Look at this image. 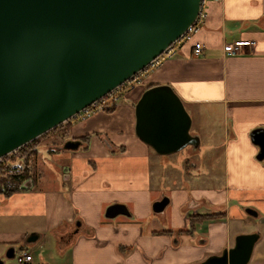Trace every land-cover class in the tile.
Here are the masks:
<instances>
[{"label":"crops","instance_id":"0c3cea01","mask_svg":"<svg viewBox=\"0 0 264 264\" xmlns=\"http://www.w3.org/2000/svg\"><path fill=\"white\" fill-rule=\"evenodd\" d=\"M239 39L254 43L227 54ZM195 42L205 56L193 54ZM157 84L184 102L198 148L160 155L136 134L135 104ZM68 124L59 144L40 143L49 158L42 166L36 158L35 183L0 193V253L27 251V264H195L258 230L232 235L229 222L255 217L247 208L264 218V159L251 138L264 129V0L212 3L193 40L127 87L112 110ZM66 140L81 145L64 149ZM163 196L170 201L156 213ZM116 203L129 215L106 217ZM195 216L204 219L193 224Z\"/></svg>","mask_w":264,"mask_h":264},{"label":"water","instance_id":"95a60500","mask_svg":"<svg viewBox=\"0 0 264 264\" xmlns=\"http://www.w3.org/2000/svg\"><path fill=\"white\" fill-rule=\"evenodd\" d=\"M201 0H0V159L66 123L161 55L195 21ZM135 131L160 155L198 148L192 118L168 84L148 87L135 104ZM264 159V129L251 132ZM80 140H66L76 150ZM31 179L23 186H32ZM170 199L153 203L164 211ZM247 213H258L247 208ZM127 214L122 204L105 215ZM32 233L27 241H36ZM260 231L199 264H248ZM15 257L8 248L4 258Z\"/></svg>","mask_w":264,"mask_h":264},{"label":"built area","instance_id":"2783aa9c","mask_svg":"<svg viewBox=\"0 0 264 264\" xmlns=\"http://www.w3.org/2000/svg\"><path fill=\"white\" fill-rule=\"evenodd\" d=\"M223 0H201L200 10L198 16L195 21L188 27V29L170 45L161 55L152 60L149 65L144 68L142 71L133 75L130 79H128L121 86L116 87L110 93L105 95L104 97L98 99L94 103L90 104L83 110H81L78 114H76L73 118L70 119H87L93 116L95 113L99 111H104L108 108H112L122 97V93L129 86H133L136 84H141L144 81V78L148 75V72L155 70L169 57L173 56L176 50L181 47L183 44L191 42L194 36L199 33L203 26L206 23V20L209 15V6L212 3H220ZM254 42L251 40H234L225 45L224 51L227 54H238L243 51V48L246 46H252ZM207 46L202 42H195L193 46V54L195 56H205L206 55ZM3 158L0 159V164L3 165ZM27 170L30 174L34 170L33 164H28ZM32 175V174H31ZM17 261L22 264H27L32 261V254L27 251H20L15 255Z\"/></svg>","mask_w":264,"mask_h":264},{"label":"rangeland","instance_id":"374dc122","mask_svg":"<svg viewBox=\"0 0 264 264\" xmlns=\"http://www.w3.org/2000/svg\"><path fill=\"white\" fill-rule=\"evenodd\" d=\"M231 41H233V40H231ZM79 120H84V119H79ZM67 122H70V120ZM61 137H63V132L61 130H56V131L51 130L50 132L44 134L42 137L39 138L38 146H40V143H41V145L44 144L43 146H45V144H51V142H54V144H59V142L61 141ZM43 146H40L38 148L39 154L37 152L35 155L30 157V159H31L30 161H28L27 163H21L22 168H26V169H27L26 166L28 164L31 163L34 165V170L31 173L32 176H34V174H37V166L35 165L36 164V158H38V161H39L41 166L45 163V160H48V158H49L47 149ZM18 150L16 153L10 155V158L6 161L10 162V160H12V161L20 164V158L16 157L17 155L20 156V153H21ZM185 150L186 149L184 148V149L178 151L177 153L180 156L182 154V152H185ZM194 169L198 170V167L195 166ZM263 221H264L263 217L258 218V217H251L250 216L244 220L234 219L231 222H229L232 235L237 230L250 231V230H253L254 228L258 229L256 231L261 232V238L256 243L252 258L248 264H264V223H263ZM7 250H8V248H6L3 252H1L0 257H3L5 255V253L7 252ZM4 259H5V264H22V263H19L17 261L16 257L4 258Z\"/></svg>","mask_w":264,"mask_h":264},{"label":"trees","instance_id":"16d2710c","mask_svg":"<svg viewBox=\"0 0 264 264\" xmlns=\"http://www.w3.org/2000/svg\"><path fill=\"white\" fill-rule=\"evenodd\" d=\"M113 108L114 107L108 108L106 109V111H110ZM68 123L69 122L59 125L58 127L54 128L53 131L61 130L63 132V137L68 136ZM40 137L22 146L18 150L21 153L20 156L17 155L16 157L20 158V164L12 160H10V162L6 161L10 158V155L16 153L17 151L3 157L4 163L3 165L0 164V193L5 195V197H9L17 191L26 189L23 184L29 179H31L32 182L35 183L37 174H34V176H32L26 168H22L21 163H27L31 160L30 157L38 152V142ZM209 218H213V216H210ZM202 219H204V217L202 216H195L194 218L192 217V223L196 224Z\"/></svg>","mask_w":264,"mask_h":264},{"label":"flooded vegetation","instance_id":"af4514ba","mask_svg":"<svg viewBox=\"0 0 264 264\" xmlns=\"http://www.w3.org/2000/svg\"><path fill=\"white\" fill-rule=\"evenodd\" d=\"M233 245H234V244H233ZM233 245H232V246H233ZM230 247H231V246H230ZM209 256H210V255H209ZM207 257H208V256H207ZM207 257H206V258H207ZM206 258H204L203 260H205ZM203 260H201V261H199V262H197V263H195V264H199V263L202 262Z\"/></svg>","mask_w":264,"mask_h":264}]
</instances>
